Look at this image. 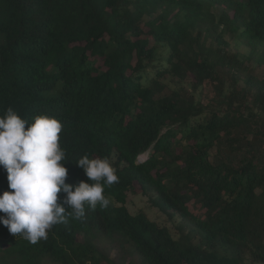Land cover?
Returning a JSON list of instances; mask_svg holds the SVG:
<instances>
[{
  "label": "trees",
  "instance_id": "1",
  "mask_svg": "<svg viewBox=\"0 0 264 264\" xmlns=\"http://www.w3.org/2000/svg\"><path fill=\"white\" fill-rule=\"evenodd\" d=\"M251 60L264 68V0H0V115L59 118L66 183L87 182L84 155L119 176L106 209L36 244L0 223V264H264V72ZM136 189L179 219L177 236L129 212Z\"/></svg>",
  "mask_w": 264,
  "mask_h": 264
},
{
  "label": "clouds",
  "instance_id": "2",
  "mask_svg": "<svg viewBox=\"0 0 264 264\" xmlns=\"http://www.w3.org/2000/svg\"><path fill=\"white\" fill-rule=\"evenodd\" d=\"M62 129L55 115L37 114L29 122L11 107L0 115V167L7 172L9 188L0 192V223L32 244L46 240L49 230L69 217L80 220L86 211L106 209L110 200L105 187L119 182L107 157L84 155L75 163L87 182L66 183Z\"/></svg>",
  "mask_w": 264,
  "mask_h": 264
},
{
  "label": "rangeland",
  "instance_id": "3",
  "mask_svg": "<svg viewBox=\"0 0 264 264\" xmlns=\"http://www.w3.org/2000/svg\"><path fill=\"white\" fill-rule=\"evenodd\" d=\"M213 11L217 14L218 13V8H213ZM225 39L229 40L230 45H229V51L232 53H247L248 48L243 45L237 43L235 40H231L229 35L225 36ZM249 66L253 68V74L257 77H261L264 68L255 64L254 61H249L248 62ZM241 85V83H240ZM187 86V84H186ZM196 97L201 98L203 102H206L208 98L212 96L211 91L207 87L200 88L196 92ZM112 163V161H110ZM126 207L128 208L129 212L131 214H135L139 211H143L147 217L155 222H157L160 225H166L172 234L174 236H177L178 234V226L180 224L179 219L175 217L174 219H168L165 215L161 214L158 212L157 209L151 207L149 205V202L147 201L146 196L142 195L139 190H133V191H128L127 192V198H126Z\"/></svg>",
  "mask_w": 264,
  "mask_h": 264
}]
</instances>
